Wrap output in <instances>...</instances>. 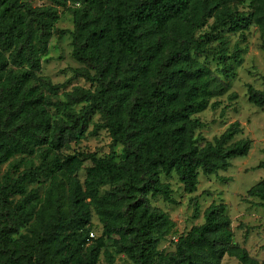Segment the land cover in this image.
I'll return each instance as SVG.
<instances>
[{"label":"trees","instance_id":"16d2710c","mask_svg":"<svg viewBox=\"0 0 264 264\" xmlns=\"http://www.w3.org/2000/svg\"><path fill=\"white\" fill-rule=\"evenodd\" d=\"M45 1L0 0V168L8 166L0 176V264H98L101 254L113 258L106 241L130 264H220L225 255L264 264L234 242L222 204H211L204 222L178 236L172 250L160 249L172 222L150 201H172L163 177L176 175L193 193L200 171H226L232 158L248 154L251 141L236 138L239 122L211 141L198 137L197 115L227 91L199 57L220 63L224 30L252 24L264 50V0ZM60 8L71 15V29L56 27ZM55 33L69 35L84 86L65 91L41 74ZM230 70L225 66V75ZM247 99L264 107V86H248ZM90 124L106 130L122 155L66 152ZM40 182H48L42 193ZM247 196L264 205V175Z\"/></svg>","mask_w":264,"mask_h":264},{"label":"rangeland","instance_id":"374dc122","mask_svg":"<svg viewBox=\"0 0 264 264\" xmlns=\"http://www.w3.org/2000/svg\"><path fill=\"white\" fill-rule=\"evenodd\" d=\"M249 1V0H248ZM34 5H49L45 0H31ZM238 9L249 12L246 3L238 4ZM60 19L56 25L58 30L72 28V18L68 11L59 9ZM210 22L199 32L209 31ZM214 33L213 37H217ZM226 57L219 63L211 54L199 60L205 62L227 86V91L211 100V105L197 115L203 127L197 131L201 142L211 141L219 136L234 122H239L241 132L236 138L251 141L248 154L234 157L226 171L207 175L199 172L198 184L193 193H187L176 175L163 177L172 189V201L166 202L161 197L150 198L153 206L167 213L172 228L166 239L159 245L160 249L172 250L173 243L180 235H185L193 226L204 222V211L211 204L225 206L227 216L231 221L234 242L244 248L247 254L261 262L264 260V205L256 198L247 196V190L256 184L264 175L259 164L264 159V107H256L247 99L248 86L261 90L264 86V50L261 48L262 39L258 27L249 25L243 31L232 33L224 30ZM217 41H211L214 50H218ZM41 74L47 76L53 84H65V91L73 86H84V80L75 77L74 69L80 67L71 55L70 37L67 34L55 33L48 43L47 55L42 58ZM232 65V70L225 75L224 68ZM87 85V84H86ZM64 90H60L59 98L64 99ZM64 91V92H65ZM79 106H76L78 108ZM111 138L106 130H95L90 124L85 136L80 141L69 142L66 152L83 151L111 153L122 155L121 146H111ZM89 161L84 163V167ZM8 169L7 164L0 168V176ZM83 179L84 171L79 172ZM48 182H40V193ZM38 184H35L37 187ZM43 187V188H42ZM109 188L105 183L101 193ZM91 230L94 238L101 236V224L93 213ZM111 241H106L107 248L113 258L108 260L101 254L98 264H130L121 254H116L110 247ZM220 264H242L234 256L225 255Z\"/></svg>","mask_w":264,"mask_h":264},{"label":"built area","instance_id":"2783aa9c","mask_svg":"<svg viewBox=\"0 0 264 264\" xmlns=\"http://www.w3.org/2000/svg\"><path fill=\"white\" fill-rule=\"evenodd\" d=\"M91 236H92V234H91Z\"/></svg>","mask_w":264,"mask_h":264}]
</instances>
